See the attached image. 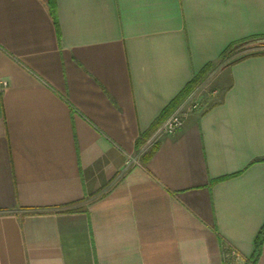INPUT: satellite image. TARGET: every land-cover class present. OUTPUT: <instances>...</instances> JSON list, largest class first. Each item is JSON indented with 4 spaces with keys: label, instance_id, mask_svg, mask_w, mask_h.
I'll list each match as a JSON object with an SVG mask.
<instances>
[{
    "label": "crops",
    "instance_id": "0c3cea01",
    "mask_svg": "<svg viewBox=\"0 0 264 264\" xmlns=\"http://www.w3.org/2000/svg\"><path fill=\"white\" fill-rule=\"evenodd\" d=\"M257 36L264 0H0V264H264Z\"/></svg>",
    "mask_w": 264,
    "mask_h": 264
},
{
    "label": "trees",
    "instance_id": "16d2710c",
    "mask_svg": "<svg viewBox=\"0 0 264 264\" xmlns=\"http://www.w3.org/2000/svg\"><path fill=\"white\" fill-rule=\"evenodd\" d=\"M52 14L53 17L55 18L56 13H55V7L52 4ZM264 39V36H257L255 38H249V40L251 39ZM244 41V40H243ZM242 41V42H243ZM248 41V39L244 42ZM211 68V65H207L204 68H202V70L196 74L194 76V78L188 82V84L183 88L182 91H180V93L176 96V98H174L169 104L168 106L163 110L162 112V116L161 118L154 124V129L159 125L160 121L166 117L170 112H172L196 87L197 85L206 77V75L208 74L209 70ZM153 148L148 151L146 153V155L144 156L145 158H148L152 152H153ZM261 160V159H259ZM226 176L222 177V178H218L215 181H218L220 179L225 178ZM264 243V226L261 228L257 238H256V242H255V250H254V254L252 256V262L253 263H257V260L261 254V249H262V245Z\"/></svg>",
    "mask_w": 264,
    "mask_h": 264
},
{
    "label": "built area",
    "instance_id": "2783aa9c",
    "mask_svg": "<svg viewBox=\"0 0 264 264\" xmlns=\"http://www.w3.org/2000/svg\"><path fill=\"white\" fill-rule=\"evenodd\" d=\"M8 86V83L6 81H0V89H4ZM201 103L191 97L188 99L185 103L180 105L178 108H176L163 122L161 130L165 133H172L182 127L184 123V115L186 114L187 110H193L198 107H200ZM229 256L231 258L238 259L239 254L234 251L230 250Z\"/></svg>",
    "mask_w": 264,
    "mask_h": 264
},
{
    "label": "rangeland",
    "instance_id": "374dc122",
    "mask_svg": "<svg viewBox=\"0 0 264 264\" xmlns=\"http://www.w3.org/2000/svg\"><path fill=\"white\" fill-rule=\"evenodd\" d=\"M254 53H264V39L256 38L243 42L234 50V54L226 59V62Z\"/></svg>",
    "mask_w": 264,
    "mask_h": 264
}]
</instances>
